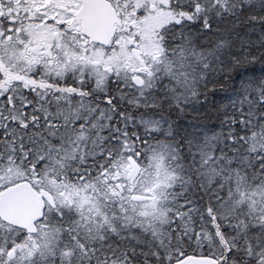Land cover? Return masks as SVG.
Instances as JSON below:
<instances>
[{"label":"snow or ice","instance_id":"snow-or-ice-1","mask_svg":"<svg viewBox=\"0 0 264 264\" xmlns=\"http://www.w3.org/2000/svg\"><path fill=\"white\" fill-rule=\"evenodd\" d=\"M0 264H264V0H0Z\"/></svg>","mask_w":264,"mask_h":264}]
</instances>
